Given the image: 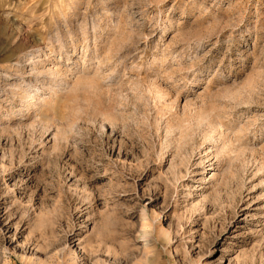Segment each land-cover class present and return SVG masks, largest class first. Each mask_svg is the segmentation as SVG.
<instances>
[{"label": "rangeland", "instance_id": "rangeland-1", "mask_svg": "<svg viewBox=\"0 0 264 264\" xmlns=\"http://www.w3.org/2000/svg\"><path fill=\"white\" fill-rule=\"evenodd\" d=\"M0 264H264V0H0Z\"/></svg>", "mask_w": 264, "mask_h": 264}, {"label": "bare ground", "instance_id": "bare-ground-1", "mask_svg": "<svg viewBox=\"0 0 264 264\" xmlns=\"http://www.w3.org/2000/svg\"><path fill=\"white\" fill-rule=\"evenodd\" d=\"M5 23L6 24L10 23L11 25H14L15 24V20L13 18H9V16H7L5 18Z\"/></svg>", "mask_w": 264, "mask_h": 264}]
</instances>
